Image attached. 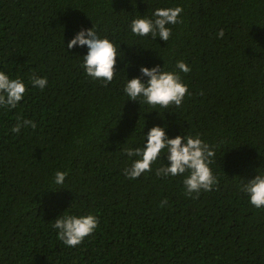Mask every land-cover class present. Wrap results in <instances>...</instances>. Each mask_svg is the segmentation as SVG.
Returning a JSON list of instances; mask_svg holds the SVG:
<instances>
[{
	"label": "trees",
	"instance_id": "1",
	"mask_svg": "<svg viewBox=\"0 0 264 264\" xmlns=\"http://www.w3.org/2000/svg\"><path fill=\"white\" fill-rule=\"evenodd\" d=\"M176 5L182 20L167 42L131 33L133 17ZM94 25L124 55L107 85L80 67L86 47L63 43ZM177 60L191 66L180 107L127 100L126 72L175 70ZM0 69L28 85L14 109H0V264H264V208L241 190L264 173V0H0ZM33 73L48 78L44 90L29 84ZM18 118L37 127L12 133ZM154 124L215 148L212 190L188 195L183 176H157L163 154L125 177L122 149ZM56 170L68 173L63 186L51 183ZM64 210L99 217L76 247L51 227Z\"/></svg>",
	"mask_w": 264,
	"mask_h": 264
},
{
	"label": "clouds",
	"instance_id": "2",
	"mask_svg": "<svg viewBox=\"0 0 264 264\" xmlns=\"http://www.w3.org/2000/svg\"><path fill=\"white\" fill-rule=\"evenodd\" d=\"M182 12L181 5L157 7L150 15L140 14L133 17L129 28L136 37L160 38L167 42L172 36L171 25L181 22ZM216 35L217 38H223L224 30L220 29ZM63 43L67 51L86 47L87 51L80 55V67L91 80L107 85L120 73L116 65L118 58L124 57L120 54L121 45L108 36H101L95 25L91 28L82 27L67 44L64 37ZM130 66L131 61H128L125 67ZM190 71L191 66L184 60L176 61L175 70H168L165 64H144L140 67V75L129 78L126 72L123 93L127 100L138 101L141 106L148 105L153 110L159 111L160 108L166 109L172 105L180 107L186 95L190 94L188 84L182 79L181 73ZM29 84L33 88L44 90L48 85V78L33 73ZM27 90L28 85L21 77H12L7 71L0 69V109H14L22 101ZM29 126L35 129L37 123L27 118H18L10 131L19 134L22 128ZM144 129L140 146L122 149L124 155L130 159V163L123 169L126 178L134 180L152 171L153 165L163 154L167 162L155 169L157 176H183L184 190L188 195H199L202 190H212L217 183V176L211 167L216 150L201 134L192 135L182 131L181 134L171 136L167 131V124H154L147 132ZM67 175V171L56 170L51 183L63 186ZM241 190L247 194L251 205L264 208V173L258 171L254 178L242 183ZM166 202L161 201V204ZM53 221L51 227L56 230L57 238L68 247L80 245L99 226V217L95 213L78 215L64 210Z\"/></svg>",
	"mask_w": 264,
	"mask_h": 264
}]
</instances>
